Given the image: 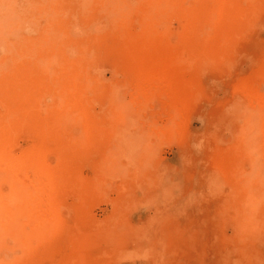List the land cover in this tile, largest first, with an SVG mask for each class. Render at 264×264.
I'll use <instances>...</instances> for the list:
<instances>
[{"label": "rangeland", "instance_id": "obj_1", "mask_svg": "<svg viewBox=\"0 0 264 264\" xmlns=\"http://www.w3.org/2000/svg\"><path fill=\"white\" fill-rule=\"evenodd\" d=\"M227 1L0 0V147L44 222L0 264H264V0Z\"/></svg>", "mask_w": 264, "mask_h": 264}, {"label": "bare ground", "instance_id": "obj_2", "mask_svg": "<svg viewBox=\"0 0 264 264\" xmlns=\"http://www.w3.org/2000/svg\"><path fill=\"white\" fill-rule=\"evenodd\" d=\"M230 6L232 7L233 4H230V2L227 1V0H215V3L212 6V9H211V12H210V20H212V18L217 20L220 17H222L223 15H225L227 10L230 9ZM133 58H135V57H132V59ZM143 66H144V64H143ZM143 69L145 70L146 68H143ZM137 70L138 69H136V71ZM144 73L145 72H142L140 74L143 75ZM143 77H144V75H143ZM72 103L73 102L71 101V105H72ZM259 104L262 105V106L260 105L261 108L262 107L264 108V99ZM260 110H262V112H264L263 111L264 109H260ZM71 114L73 115V112ZM75 114H76V112H75ZM76 115H78V113ZM261 132L264 133V130L261 131ZM7 160L8 159H7V156H6L5 152H4V149L2 147H0V176H1L0 180L2 179V181H4L6 179V180L9 181V182H7V183H9L8 184V192H5V190L3 192V189H1L2 187H1V184H0V245L2 243L3 238L5 236H7V235L8 236L10 235L13 240L16 239L17 242H19V240H21V233L24 232V231H21L22 227H23V224H24L23 223L24 219L26 220L25 223L27 222L28 225L32 221L34 222V225L36 223V226L37 225L38 226L34 227L35 229L41 226V225L39 226V223L40 224L44 223L43 222V218L41 220H39V218H37L38 216L35 217L34 214L29 212L30 210L28 211L29 206H34L35 203L34 204H30V201H29L30 200V196H29V193H28L29 185H28V188H26L27 185L26 186L24 185V183L22 182L23 179L21 181L20 178L17 176V174L15 172L16 170L17 171L19 170L18 168H20V166L24 165L25 167H23V168H26V165L27 166L28 165H31V166L33 165V168H34V173L33 174H35V176H37V178L40 177L39 178L40 181L37 180V182L38 181L41 182V179L43 178V174H42V172H40L39 162L37 160L35 161L32 157H26L25 161L21 162V163H23L22 165H16L15 166V165H13L11 163H8ZM13 168H16V170L14 171ZM23 168H22V170H23ZM40 186H41L40 184L37 185V188L40 189L39 193L41 192V189H42V187H40ZM39 201L41 203V204H39V206H42V201L41 200H39ZM32 203H33V201H32ZM36 208H35V210H36ZM39 209L41 211L43 209V206L39 207ZM32 212H33V210H32ZM44 213H45V211L42 210V215ZM31 224H33V223H31ZM24 235L25 234L23 233L22 236H24ZM22 241H24V240H22ZM17 242H15V243H17ZM20 243H22V242H20Z\"/></svg>", "mask_w": 264, "mask_h": 264}]
</instances>
